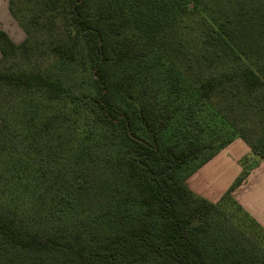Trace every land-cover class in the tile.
<instances>
[{
  "label": "trees",
  "instance_id": "1",
  "mask_svg": "<svg viewBox=\"0 0 264 264\" xmlns=\"http://www.w3.org/2000/svg\"><path fill=\"white\" fill-rule=\"evenodd\" d=\"M154 1L36 0L28 25L61 33L48 53L89 71L78 96L61 76L3 66L34 47L10 0L26 39L0 31V93L45 105L13 131L0 107V264H264V228L230 195L252 158L218 203L186 184L237 138L264 161V0H164L200 17L182 47Z\"/></svg>",
  "mask_w": 264,
  "mask_h": 264
},
{
  "label": "rangeland",
  "instance_id": "2",
  "mask_svg": "<svg viewBox=\"0 0 264 264\" xmlns=\"http://www.w3.org/2000/svg\"><path fill=\"white\" fill-rule=\"evenodd\" d=\"M163 1L164 0H155L153 3L154 12L157 14V17L154 14L152 15L151 18L153 19V22L156 23V27L158 29L159 28L160 29L161 28L173 29V33H172L173 42L175 45H178V47L179 46L182 47L184 44H188L190 46L195 45L197 43L196 37L199 35V32H200V24H199L200 17L193 16L191 14H186L181 17H174L173 15L170 14V12H168L169 10L166 6V3H164ZM14 2L18 4L19 12H17V16L20 22L22 23V25L27 27V28L25 27V29H28L29 31L30 37H32L34 47L31 50L32 53H30L28 56H25V55L22 56L20 54L17 57L9 59L6 62V64H4L3 66H6L7 69H11L15 71L33 70V69L40 68L42 70L49 72L50 74L54 76H61L63 80L67 83L68 87L78 96H81L84 93H87V94L91 93L92 84H91L90 74H89V71H85L84 66L82 65L81 62H77L73 67H65V66L60 65L57 62V60L48 53L49 49L60 38L61 36L60 30L54 29V31L52 32H43V31H40L39 29H35L28 25L29 19L34 15V10H36V5H35L36 0H14ZM15 9L16 11H18L17 6H15ZM150 12H151L150 10H146L145 14L149 15ZM170 25H174V26H170ZM7 92H8L7 90H2L0 93V98H1L0 107H1V112H3L4 115H6L8 119L11 131L18 128L17 125L18 123L19 124L21 123L22 118L24 119L26 115L29 116L33 114V112L37 110L38 106L41 107L45 105V103H42L41 100H39V97H30L27 94L18 96V95L7 94ZM237 123L238 124L236 126L238 128H241V127L249 128L248 133L251 134L250 126L248 125V123H242V122L241 123L237 122ZM80 124H82V121H80ZM140 134L143 137H145L147 140L151 139L150 135L145 130L140 131ZM253 138L255 139V137ZM236 140L242 141L244 142V144L248 146V144L244 140L237 138L232 143H230L227 147H225L222 151L228 149V147L231 144H233ZM102 144H104V142H102ZM107 151H108V146L104 145L103 153ZM242 160L240 161V165L242 167L241 174L234 180L231 186L229 187L227 186L228 188L226 192L224 193V195H226L230 191V188L234 185V183L242 175L243 170H244V167L242 165ZM255 168H252L248 176L240 183V185L230 192L231 197L237 203L239 202L234 198L233 193L246 182L250 173ZM100 170L101 169L98 168L96 171L98 173H101ZM226 181L227 179L225 180V183L223 185H218V188H217L218 191L215 195L222 192L226 188ZM212 184H210V186ZM243 196H244V201L246 202L245 203L246 207L250 210H248L247 208H244L240 203L239 204L251 216L252 214L249 211L256 213V208L257 209L259 207L264 208V188L260 190L258 189L253 190V188L250 191L245 190L243 193ZM220 200L221 198L218 201L213 202V203H218ZM95 201L93 205H90L91 211H94L96 215H102V209H99V207L102 204L100 201H97V198H95ZM229 228L230 227L226 225H223V227L219 225V227L216 229V231L213 234L214 236H217L218 238L221 237L222 241L224 240L228 241L229 239H231V234L229 232L230 230H228ZM148 264H154V260L152 259Z\"/></svg>",
  "mask_w": 264,
  "mask_h": 264
},
{
  "label": "crops",
  "instance_id": "3",
  "mask_svg": "<svg viewBox=\"0 0 264 264\" xmlns=\"http://www.w3.org/2000/svg\"><path fill=\"white\" fill-rule=\"evenodd\" d=\"M0 31L6 33L16 45L23 43L26 39V33L10 13V0H0ZM1 58L0 51V60ZM246 156L252 158L253 168H256L250 173L246 182L233 193V196L244 208H247L243 196L244 191L264 188V161L252 155L250 147L242 141L236 140L228 149L216 155L189 177L186 184L197 195L210 202H216L223 197L227 188L241 174L240 161ZM226 179V188L215 195L218 185H223ZM249 212L264 227V208H256V213Z\"/></svg>",
  "mask_w": 264,
  "mask_h": 264
}]
</instances>
